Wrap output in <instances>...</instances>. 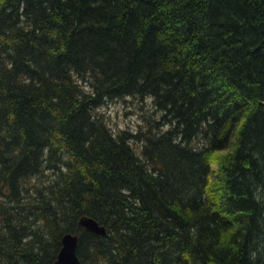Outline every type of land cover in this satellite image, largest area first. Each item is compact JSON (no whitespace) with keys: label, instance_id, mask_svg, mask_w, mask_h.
I'll use <instances>...</instances> for the list:
<instances>
[{"label":"trees","instance_id":"obj_1","mask_svg":"<svg viewBox=\"0 0 264 264\" xmlns=\"http://www.w3.org/2000/svg\"><path fill=\"white\" fill-rule=\"evenodd\" d=\"M126 98L158 120L113 134ZM65 234L80 264H264V0H0V264Z\"/></svg>","mask_w":264,"mask_h":264},{"label":"rangeland","instance_id":"obj_2","mask_svg":"<svg viewBox=\"0 0 264 264\" xmlns=\"http://www.w3.org/2000/svg\"><path fill=\"white\" fill-rule=\"evenodd\" d=\"M97 112L106 117V122L113 134L127 131L136 133L147 129V122L158 120L160 113L156 112L152 101L145 99L126 98L108 102ZM165 129V128H163Z\"/></svg>","mask_w":264,"mask_h":264},{"label":"water","instance_id":"obj_3","mask_svg":"<svg viewBox=\"0 0 264 264\" xmlns=\"http://www.w3.org/2000/svg\"><path fill=\"white\" fill-rule=\"evenodd\" d=\"M78 225L98 236H105L106 231L103 226L88 217H82L78 221ZM78 236L76 234H65L61 238V248L58 252L54 264H80L76 256Z\"/></svg>","mask_w":264,"mask_h":264}]
</instances>
